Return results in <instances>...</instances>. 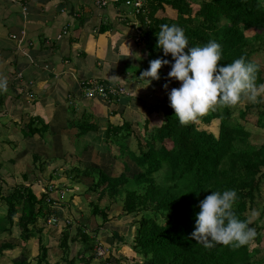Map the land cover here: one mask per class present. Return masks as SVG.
<instances>
[{
	"label": "trees",
	"instance_id": "1",
	"mask_svg": "<svg viewBox=\"0 0 264 264\" xmlns=\"http://www.w3.org/2000/svg\"><path fill=\"white\" fill-rule=\"evenodd\" d=\"M136 14L144 26L139 35L148 67L143 74L137 73L138 82L147 87L149 98L112 94V88L128 92V87L103 81L84 82L82 90L85 97L87 88L103 86L106 96L94 97L107 106L120 105L121 114L117 109L109 113L120 118L128 106L141 104L140 111L130 110V117L139 130L151 128L150 136L140 140L136 135L135 153L128 146L130 121L106 115L111 122L100 127L94 113L72 118L73 105H69L72 117L67 119V133L74 132L75 153L91 145L85 140H95L102 143L92 145L95 150L118 148L137 172L127 176L130 163L119 158L122 168L117 173L93 166L70 176L63 170L65 160L38 164L35 157V169L49 171L42 188L35 191L31 185L0 183V201L6 206L5 214L0 213V234L14 236L13 227L19 230L14 243L0 244V255L19 245L24 257L12 264H264L260 246L264 202L259 207L256 201L262 197L264 143L251 144L252 132L238 121L251 108L260 107L255 125L264 129V103L259 95L256 106L240 107L247 95L264 86V69L253 59L264 51V0H145ZM103 29L100 26L98 33ZM250 31L259 34L250 39ZM17 39H13L16 45ZM156 88L162 91L160 98ZM191 112L198 123L189 116ZM153 119L157 125L149 127ZM213 120L218 121L216 136L199 129L201 123L209 125ZM44 121L40 119V128L30 121L27 134L44 136L49 129ZM79 177L93 181L88 193L94 204L83 224L73 217L80 197L70 199L69 192V179ZM64 194L67 197L62 199ZM105 200L111 201L112 208L96 206ZM111 221L115 222L112 227ZM99 232H109V238H100ZM116 232L125 248V255H118L122 262L112 252ZM35 238L37 255L29 260L28 241ZM250 241L255 243L251 248ZM51 242L57 254L52 253ZM103 246L106 256L96 257V249ZM73 250L77 251L72 255ZM50 254L54 263L49 261Z\"/></svg>",
	"mask_w": 264,
	"mask_h": 264
},
{
	"label": "crops",
	"instance_id": "2",
	"mask_svg": "<svg viewBox=\"0 0 264 264\" xmlns=\"http://www.w3.org/2000/svg\"><path fill=\"white\" fill-rule=\"evenodd\" d=\"M125 1L0 0V121L4 120L0 128L13 125L15 132L14 135L0 132V139L3 135H10L8 143L4 139L0 141L1 184L30 186L27 182L29 176L39 180L48 178L47 169L42 172L35 169V157L39 159L38 164L53 158L65 160L63 170L70 176L75 170L83 171L93 166L100 168L98 161L102 162L104 158L119 159L109 150L99 152L96 147L98 151L95 150L94 144H102L95 143V140H85V143L92 142L91 145L86 151L75 153V135L74 132L67 133V119L72 117L69 105L76 110L72 118L77 119L85 112L94 113V120L100 127H105L107 121L111 122L106 115L116 121L131 115L132 108L129 106L120 118V105L111 107L99 98L86 99L82 90L84 82L119 84L125 89L128 87L129 96H142L140 92L145 86L126 68L138 65L140 61L137 57L140 55L146 62L147 53L139 35L144 26L138 21L133 6H126ZM100 26L106 29L99 34ZM58 35L62 37L57 39ZM13 36L22 39L20 48L26 55L17 49V42L11 38ZM111 109H117L120 114L109 115ZM39 118L48 123L49 129L44 136L27 134L30 121L40 128ZM56 144L61 149L64 146L59 155L53 153ZM34 145L41 149H36ZM5 163L10 167H6ZM79 178L76 181L69 179L72 184L69 192L73 193L70 199L85 196L76 191L79 186L86 188L87 193L89 191L92 179ZM87 200L85 206H81L82 198L74 204L76 222L83 224L84 217L89 218L91 204L94 203L92 198ZM0 204L4 203L0 201ZM96 206L103 209L100 203ZM75 225L73 221L71 228Z\"/></svg>",
	"mask_w": 264,
	"mask_h": 264
},
{
	"label": "rangeland",
	"instance_id": "3",
	"mask_svg": "<svg viewBox=\"0 0 264 264\" xmlns=\"http://www.w3.org/2000/svg\"><path fill=\"white\" fill-rule=\"evenodd\" d=\"M262 32H264V30H262ZM255 34H259V33L250 31V33H249L250 39H253V37H254ZM138 59L140 61V63L138 65H132L130 67L127 66V68H126L131 73H134V71H135V77H137V78H138L137 73L138 74L139 73L143 74L144 72H146V69H148L147 63L143 61L141 55L137 57V60ZM253 59L256 60L258 63H260V65L264 69V51H262L259 54H256L255 56H253ZM263 89H264V86L263 87H260V88H258L256 90H253L250 93L251 94L250 96L249 95L246 96V98L244 99V101L241 103V106L240 107L247 106V105H250V104H253V105L256 106L258 104V101H257V96L258 95L260 96L261 102L264 103V92H263ZM147 91H148V89H147V87H145L144 89H142V92H140V93L142 94V96L144 98H147L148 99L149 96H148ZM155 95L160 98L162 96V91H160L158 88H156ZM85 98L86 99H92V98H87V97H85ZM132 110L133 111H140L141 110V104H139V103H138V105L136 104L135 106H133ZM258 110H260V107H256V109L255 108H251V110L246 113V116H245V118L243 120L242 119H239L238 120L239 121V124L245 125V127L249 131L252 132V135L249 138V142L251 144H257V143L258 144H262V143H264V129L258 128L255 125L256 116H257L256 115V112ZM160 116L161 115H159V117ZM189 116L194 120L193 122H196V123L199 122L198 120H195L194 119V116H192V112L189 113ZM233 116L234 117H237L238 116V111L237 110H235L233 112ZM126 119L131 122V131H132V135L128 139V146H129V148L132 151H134L135 153H137L138 152V147H137V143H136V141H137L136 135L140 136V138H138V139L144 140V138L146 136H150L151 133H149V131H151V128H150V130L144 132V130H139L140 128L138 127V124L136 123V121H133L132 118L129 115H126ZM3 121L4 120H1L0 121V124L1 125H2V122ZM142 124L143 123H141V125ZM156 125H157V120L156 119H153V121L151 122V124L149 125V127L156 126ZM12 127H13V125H12ZM12 127H10V126H3V128H0V132L1 133H4V134L14 135L15 132H14V130H12ZM142 127H143V125H142ZM199 129L207 130L208 132H213L215 134V136H216L217 135V132H218V121L217 120H213L209 125H206V124L201 123L200 126H199ZM147 132H148V134H147ZM10 135H7V136L5 135V137L3 135L1 137V139H0V141H3V139H4V141L6 143H8V141L10 139ZM49 136L52 138V136L50 134H49ZM143 145H144V143H143ZM54 146H56V149L54 148L55 151H53V153L56 154V155H59L60 152L63 151L64 146L63 145L61 146V147H63L62 149L59 146H57V144L54 145ZM11 147H12V145H11ZM34 147L36 149H41L38 145H34ZM26 148L28 150L31 149V147H28V146H26ZM109 152H111L112 154H115V155L119 156L117 158H121L123 161L130 163L131 169L127 173V176H130L131 177V175L135 173V167L132 165L131 162H129V160H128V158L126 156L125 157H121V155L119 154L118 148H116L114 146H110ZM98 163H100L99 167L102 168L108 174L117 173L118 171H121V168H122L121 161L120 160L114 161V160H110L108 157H107V159L104 158V160L102 162L101 161H98ZM5 166L6 167H10V164L5 163ZM19 178H21V177H19ZM35 180H36L35 176H34V178L32 176H29L27 182L36 191V190H38L37 188H39L40 185H44L47 182L48 178L42 177V179H40V180L38 178L39 181H37V180L35 181ZM84 181L85 180H83V182ZM19 182H22V181L20 180ZM40 188H42V186H40ZM261 188H262V197H261V199L256 200L258 202V204H259V207H262V205H263L262 202H264V179H263V182L261 184ZM76 191L78 193H80V194H85V196L80 197L83 200L82 203H81V206H85L86 205V201H88L87 199L92 198V195L90 193H87L86 188H83V186H79L76 189ZM88 194L90 195V197H86ZM51 196H54V192H52ZM66 197H67V194H64V196L62 197V199H65ZM100 204H102L103 208H106L105 206H107L108 204H109L108 206H110V208H112V205H111V201L110 200H108V201L105 200L104 202H102ZM109 210L111 212L110 214L108 213L109 216H110L113 213H112V209H109ZM5 211H6L5 204H0V213H2V214L4 213L5 214ZM116 211L119 212L120 211L119 208H117ZM259 211H262V209L260 208ZM95 219L97 220L98 217L96 216ZM91 221H94V219L92 218ZM114 224H115V222H112L111 223V227ZM260 224H264V217L260 220ZM18 233H19V230L16 227H13V233L12 234H14V236H12L11 234H8V233L0 234V244L2 242H11V243H14L15 242V239H16V235H18ZM53 233H54V231H52L50 233V235H53ZM108 233L104 234L103 232H99V236H100V238H109L108 237L109 236ZM115 234H116V237H117L116 240H115L116 241V245H115V248L112 250V252L115 254L116 259L122 262L123 259L121 257H119L118 255L119 254H123V256H124L125 255L124 254L125 253V248L123 247V244H122V241L123 240L118 238V234L119 233L116 232ZM130 237L131 236H129V238ZM45 238H46V236H45ZM98 239H99V237H98ZM248 239H249V232L247 233V235L245 237V241H247ZM106 241H108V240H104L102 242H106ZM128 241H130V239H128ZM51 244H52V249L51 250H53L52 253H56L57 254L58 251L55 249L56 248L55 242H51ZM108 244H109V242H108ZM249 244H250V248L255 245L254 241H250ZM27 246H28L27 247L28 249H26L27 250L26 253H27V256H28L29 260L34 259L35 256L37 255V238L29 240ZM105 246L108 247L109 245L106 244ZM260 246H261L262 249L264 248V231H263V239L261 241ZM21 248L22 247H19V245H17V248H15L13 250H5V251H3V254L0 255V264H12L14 260L20 259L21 256L24 257V253L21 252L23 248L22 249ZM26 250H24V251H26ZM76 251L73 250L72 251V255L75 254ZM50 253H51V251H50ZM49 259H50L49 260L50 263H54V261L56 260L55 257L53 256V254L52 255L50 254ZM137 260H139V262H140L141 261V258H138ZM96 264H98V262Z\"/></svg>",
	"mask_w": 264,
	"mask_h": 264
},
{
	"label": "built area",
	"instance_id": "4",
	"mask_svg": "<svg viewBox=\"0 0 264 264\" xmlns=\"http://www.w3.org/2000/svg\"><path fill=\"white\" fill-rule=\"evenodd\" d=\"M13 1H18V0H13ZM113 1V3H118L119 2V0H112ZM142 0H136L135 2H130V1H125V5L126 6H130V5H132L133 6V8L135 9V12L136 13H138L139 12V10L141 9V7H142ZM104 4V3H103ZM24 34V33H23ZM62 36L61 35H58L57 36V39H60ZM13 39H16V37L15 36H13L12 37ZM18 40V45H17V49H19L20 50V53H22V54H25L26 55V52H24V50L22 49V48H20V46L22 45V43H23V41H22V39L21 38H19V39H17ZM29 57V56H28ZM105 89L103 88V86H101V85H97V86H93V87H90V88H87L86 89V92H85V97H87V98H95L94 96L95 95H101L102 97H105L106 96V94L107 93H105V91H104ZM110 92L112 93V94H117V95H121V94H123V95H125V96H128L129 95V93L128 92H126L123 88H112V89H110ZM96 253H97V255L98 256H103L105 253H104V251H103V249H101V248H97L96 249Z\"/></svg>",
	"mask_w": 264,
	"mask_h": 264
},
{
	"label": "bare ground",
	"instance_id": "5",
	"mask_svg": "<svg viewBox=\"0 0 264 264\" xmlns=\"http://www.w3.org/2000/svg\"><path fill=\"white\" fill-rule=\"evenodd\" d=\"M101 249H103V251H104V253L105 254H107L106 252H107V250L105 249V247L103 246V247H100Z\"/></svg>",
	"mask_w": 264,
	"mask_h": 264
},
{
	"label": "clouds",
	"instance_id": "6",
	"mask_svg": "<svg viewBox=\"0 0 264 264\" xmlns=\"http://www.w3.org/2000/svg\"><path fill=\"white\" fill-rule=\"evenodd\" d=\"M104 202V201H103ZM102 203V202H101ZM104 256H106L105 254L103 255V256H98L97 255V253H96V257H98V258H101V257H104Z\"/></svg>",
	"mask_w": 264,
	"mask_h": 264
}]
</instances>
